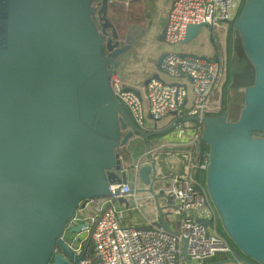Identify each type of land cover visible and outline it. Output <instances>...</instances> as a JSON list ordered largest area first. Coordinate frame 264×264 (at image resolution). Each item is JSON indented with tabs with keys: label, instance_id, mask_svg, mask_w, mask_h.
Returning a JSON list of instances; mask_svg holds the SVG:
<instances>
[{
	"label": "water",
	"instance_id": "obj_1",
	"mask_svg": "<svg viewBox=\"0 0 264 264\" xmlns=\"http://www.w3.org/2000/svg\"><path fill=\"white\" fill-rule=\"evenodd\" d=\"M93 1L0 0V264H49L52 257L54 264H72L54 255L57 246L77 264L61 235L83 200L108 195L110 183L127 182L118 149L136 136L149 142L176 127L140 130L115 97L110 77L119 56L150 27L132 25L124 46L107 56L103 39L109 36L111 51L118 34L109 0L98 1L97 8ZM221 23L238 31L256 70L254 84L245 88L237 121L227 113L186 120L203 125L208 203L239 250L226 261L264 264V138L253 136L264 133V0H245L239 16ZM206 28L190 24L183 43ZM209 40L217 48L213 30ZM167 55L158 58L154 78ZM138 173L153 192L160 181L156 163L141 165ZM159 225L170 230L162 213ZM183 257L194 264L186 248Z\"/></svg>",
	"mask_w": 264,
	"mask_h": 264
},
{
	"label": "built area",
	"instance_id": "obj_2",
	"mask_svg": "<svg viewBox=\"0 0 264 264\" xmlns=\"http://www.w3.org/2000/svg\"><path fill=\"white\" fill-rule=\"evenodd\" d=\"M134 0H109V4ZM242 0H172L165 22V43L169 47L184 44L190 24L208 28L222 20L239 16ZM170 50L163 61L159 77H150L138 95L124 83L118 72L110 77L112 91L126 109L136 127L143 130L150 117L160 120L173 116L180 138L186 135L189 117L203 118L219 111L211 105V97L220 75L216 58L201 59L192 54L181 55ZM175 113V114H174ZM192 140L200 142L202 127L197 122ZM208 157L191 163L190 173L174 177L164 189L166 204L165 229L150 221L146 224L125 222V212L138 209L143 213V198L134 204L119 199L134 197L128 182L110 183L108 195L85 199L68 224V229L83 224L80 232L70 234L67 245L79 257L77 264H184L183 251L194 264L206 262L219 254L235 256L228 238L220 231L216 211L208 203L206 187L196 176V169H206ZM208 219L204 224L200 220ZM174 228H173V227Z\"/></svg>",
	"mask_w": 264,
	"mask_h": 264
},
{
	"label": "crops",
	"instance_id": "obj_3",
	"mask_svg": "<svg viewBox=\"0 0 264 264\" xmlns=\"http://www.w3.org/2000/svg\"><path fill=\"white\" fill-rule=\"evenodd\" d=\"M171 1L172 0H151V6L148 12V21L151 22L150 29L133 44L132 48L128 52L119 56L117 72L128 88L143 91L145 82L150 77H153V75L157 72L156 63L160 55L165 51L174 50L181 53L216 58L218 57L216 52L218 47H225L227 45V38L225 35L220 36L218 40L215 37L217 48L214 46V44L210 43V40L209 45L205 42L207 39H209V33L212 28H228V25L224 23H220L214 27H211V29H204L197 39L187 44L169 47L164 41H161L160 38L164 32V24L166 22V16ZM125 5H128L130 8H132V11L129 9V14H133L135 17L141 15V10L144 9L141 3L137 1H132ZM112 11L113 10H110V14ZM218 87L219 84H216L214 90H216ZM218 104V100L215 99L214 93L211 97V105L215 106ZM175 120L176 119L173 116L164 117L157 121L149 117L143 131L155 132L169 129L174 126L173 122ZM189 124L190 126L187 127L186 135L182 138L178 136V129L175 127L173 130L165 134L152 136L149 142H147L142 136H136L125 146L121 147L122 152L120 153V157L124 170L128 171L127 182L132 184L135 190H138L134 193V197L126 199V201L128 204H130V202H133L134 204L135 198L144 199L143 213H141L138 209H135L137 215L136 218H132V209L125 219L126 223L146 224L150 221L151 223L160 224L161 213L164 223H167L166 216L163 211V208L166 204L164 189L170 183L172 178H181L188 175L190 173L191 163L199 162V159H201L203 155L201 140L199 143H196L192 140L194 133L197 132L196 126L198 123L192 121ZM137 138H140L145 146L144 150L139 154L136 152V150H133V147L131 146L132 141L136 140ZM148 144H150V148H148ZM176 154H180L183 158L182 162L184 164L183 167H181L182 171L161 173L160 170L162 168V160L173 157ZM151 161L156 163L158 177L160 178V181H157L155 184L153 191L154 193L148 192L146 190L148 186L141 182L138 173V168L141 165L150 163ZM155 194L158 195L157 198L155 197ZM209 205L211 206V204ZM122 208L126 209V204L125 206L123 205ZM166 225L168 226V224ZM224 255L228 256L226 260L234 257L229 254H219L216 257L208 260L206 264H235L226 260H222ZM183 260V263L186 264L184 257ZM238 264L250 263L241 261Z\"/></svg>",
	"mask_w": 264,
	"mask_h": 264
},
{
	"label": "trees",
	"instance_id": "obj_4",
	"mask_svg": "<svg viewBox=\"0 0 264 264\" xmlns=\"http://www.w3.org/2000/svg\"><path fill=\"white\" fill-rule=\"evenodd\" d=\"M97 1V0H96ZM245 0H242V5L240 9L243 8ZM239 13V14H240ZM230 35H229V44L231 45V54L228 57V76L227 82L224 84V94L222 100V109L216 113L208 114V115H222L224 113L228 114L229 121H237L239 119L243 104L245 103V88L254 84L256 70L253 63L248 58L245 49L242 44V40L239 36V33L232 26H228ZM219 48V47H218ZM221 54L218 55L219 62L221 60ZM234 91V95L232 97L229 96V93ZM203 127L202 124H200ZM254 137L264 138V133L255 132L253 133ZM202 150L204 152L201 157V162L204 160V156L208 157L209 146L206 144H201ZM196 176L201 180V182L206 186V169L198 167L196 169ZM212 208L213 205H212ZM215 210V208H214ZM220 223V231L228 238L235 252H238V247L229 237V235L223 229L221 222ZM228 256L224 255L222 260H226Z\"/></svg>",
	"mask_w": 264,
	"mask_h": 264
},
{
	"label": "rangeland",
	"instance_id": "obj_5",
	"mask_svg": "<svg viewBox=\"0 0 264 264\" xmlns=\"http://www.w3.org/2000/svg\"><path fill=\"white\" fill-rule=\"evenodd\" d=\"M137 2H140L142 7H148V9H150L151 0H140V1H137ZM96 3H98V0L96 2H94V4H96ZM133 3H135V2H133ZM129 9L132 11V8H130L128 5H126L124 7V10L121 11V12L122 13H129L130 12ZM111 15L112 16H114V15L117 16L115 11H112ZM164 28H165V24H164ZM211 30H213L214 35L217 38V40H218V38L220 36H223V35H225L226 38H227V45L225 47L224 46L223 47L220 46L218 48V50L216 51L217 55L221 54L223 56L222 60H220V75H219V78H218V80L216 82L217 85L219 84V87L216 90H214L215 99L218 100V103L220 105V109H219V111H220L222 109V100H223V94H224V84H226L227 76H228V57L231 54V45L229 44L230 31H229V28H215V29L212 28ZM205 42L208 43V45H209V39H207ZM233 95H234V91H231L229 93V96L232 97ZM243 106H244V104H243ZM131 146L133 147L132 149L136 150V152L138 154L141 153L144 150V148H145L144 143L141 141L140 138H137L136 140L132 141ZM125 151L128 152L127 150H125ZM182 161H183V158H182V156L180 154H176L173 157L163 159L162 162H161L162 168H161L160 172L161 173H165V172L166 173L180 172V171H182L181 167H183V164H184ZM163 176H165V175H163ZM206 191H207V189H206ZM207 193H208V191H207ZM130 204L133 205V202H130ZM210 204H211V206L213 205L211 200H210ZM215 211H216V216H217L218 220L220 221V216H219V214H218L216 209H215ZM136 213H137L136 210L133 209V212H132L133 217L132 218H136V215H137ZM127 215H129L128 211L125 212V217H127Z\"/></svg>",
	"mask_w": 264,
	"mask_h": 264
},
{
	"label": "flooded vegetation",
	"instance_id": "obj_6",
	"mask_svg": "<svg viewBox=\"0 0 264 264\" xmlns=\"http://www.w3.org/2000/svg\"><path fill=\"white\" fill-rule=\"evenodd\" d=\"M100 1V0H98ZM134 1H139V0H134ZM94 2H96V0L93 1V4ZM95 8H97V3L94 4ZM126 5L124 3H117V4H112L110 5V9H109V18L114 26V28L116 29V32L118 34V40H119V43L117 46H114L116 40L112 37V42L110 43L111 46L114 47L113 50L109 51L108 48H107V42H108V38L109 36L107 37H104L103 39V47H104V53L105 55L107 56H111L112 55V52L117 49V48H122L125 44V37H126V33L127 31L129 30V28L132 26V25H140L144 28H149L151 27V22L148 21V12L150 9H148V7H144V9L141 10V15L135 17L133 16V14H129V13H122L121 11L124 10V7ZM110 10H113L115 11L116 15L117 16H112L110 14ZM143 11V12H142ZM112 16V17H111ZM95 21L98 22V20L95 18ZM150 29V28H149ZM109 33H111V29H108ZM111 67V66H110ZM123 147V146H121ZM121 147L118 149V152L121 153ZM125 149V148H123ZM70 232H69V229H68V225L66 226V228L64 229L62 235H61V238L63 240H65L67 242V240L70 238ZM57 254H60L61 256L64 257V259H66V261H69L71 262L72 264H75V262H73L72 260H70L64 253L63 249L60 247V246H57L56 247V250H55V253L54 255H57ZM49 264H54V258L52 257L51 261L49 262ZM66 264V263H64Z\"/></svg>",
	"mask_w": 264,
	"mask_h": 264
}]
</instances>
